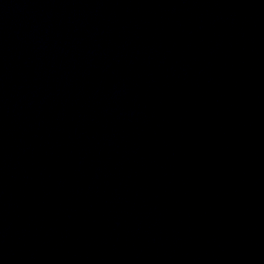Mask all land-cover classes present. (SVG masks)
Here are the masks:
<instances>
[{"label":"water","instance_id":"1","mask_svg":"<svg viewBox=\"0 0 264 264\" xmlns=\"http://www.w3.org/2000/svg\"><path fill=\"white\" fill-rule=\"evenodd\" d=\"M0 264H264V0H0Z\"/></svg>","mask_w":264,"mask_h":264}]
</instances>
